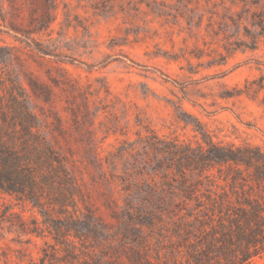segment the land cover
<instances>
[{
  "label": "rangeland",
  "instance_id": "rangeland-1",
  "mask_svg": "<svg viewBox=\"0 0 264 264\" xmlns=\"http://www.w3.org/2000/svg\"><path fill=\"white\" fill-rule=\"evenodd\" d=\"M4 1L6 21L26 34L0 20V55L25 87L26 73L47 88L49 101L33 104L51 115L45 130L91 217L87 236L66 244L5 225L0 264L169 260L167 217L146 222L171 205L168 150L211 139L264 151V0H14V10Z\"/></svg>",
  "mask_w": 264,
  "mask_h": 264
},
{
  "label": "trees",
  "instance_id": "trees-1",
  "mask_svg": "<svg viewBox=\"0 0 264 264\" xmlns=\"http://www.w3.org/2000/svg\"><path fill=\"white\" fill-rule=\"evenodd\" d=\"M7 2L16 9L14 0ZM5 11L0 0L5 27L26 34L6 21ZM6 60L0 55V195L30 206L41 220L28 221L3 203L0 230L7 225L20 236L46 233L57 244L81 241L90 232L91 214L80 212L78 181L45 130L51 115L33 104L49 101L50 94L26 73L25 87ZM13 60L21 63L19 56ZM53 119L54 139L61 128ZM167 154L171 162L163 168V185L171 205L147 214L146 222L155 226L167 217L172 253L169 260L152 263L141 257L135 264H264V151L204 139L195 148L175 147Z\"/></svg>",
  "mask_w": 264,
  "mask_h": 264
}]
</instances>
